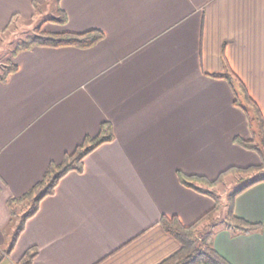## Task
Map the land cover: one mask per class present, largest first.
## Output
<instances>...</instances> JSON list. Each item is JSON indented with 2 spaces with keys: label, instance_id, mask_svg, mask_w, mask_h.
Listing matches in <instances>:
<instances>
[{
  "label": "crops",
  "instance_id": "1",
  "mask_svg": "<svg viewBox=\"0 0 264 264\" xmlns=\"http://www.w3.org/2000/svg\"><path fill=\"white\" fill-rule=\"evenodd\" d=\"M64 12L66 22L53 20ZM36 16L46 31L105 37L21 50L0 79V264L31 247L30 264H158L180 248L161 218L188 225L215 204L179 173L214 179L261 163L234 141L252 137L250 123L229 81L213 74L233 73L264 116V0H0V37L11 20ZM104 121L114 137L59 180L9 250V197ZM235 212L259 228L217 223L206 240L233 264H264V182L236 197Z\"/></svg>",
  "mask_w": 264,
  "mask_h": 264
},
{
  "label": "trees",
  "instance_id": "2",
  "mask_svg": "<svg viewBox=\"0 0 264 264\" xmlns=\"http://www.w3.org/2000/svg\"><path fill=\"white\" fill-rule=\"evenodd\" d=\"M53 20L64 23L67 21V15L64 12L62 17H54ZM104 37L105 33L97 28L83 32L65 31L56 33L46 31L42 26H38L34 34L27 35L21 42L16 44L11 57L0 72V79L7 81L17 70L15 57L21 50L30 49L37 45L53 47L72 45L86 48L95 45ZM213 76L225 78L229 81L235 95L234 103L245 111L250 123L252 137L250 139H244L240 136H235L234 141L246 148L257 151L261 156V163L247 167L231 166L223 170L214 179H209L201 175H185L184 173H179V178L184 185L210 196L215 201V204L213 208L206 211L197 220L188 225L183 224L177 216H163L161 218V223L167 231L179 240L180 248L158 264H233L206 240L205 233L207 230L212 229L217 223H222L228 228H236L243 232H251L260 226L258 223L251 222L236 214L235 200L241 192L250 186L264 182V116L258 103L248 93L241 81L238 83L239 86H237L233 73H214ZM113 137L114 133L111 123L104 121L98 135L86 136L84 141L73 151L67 152L61 161H52L42 178L28 191L19 196L9 197L8 206L11 219L20 214L21 207L24 210L21 222L14 232L9 250L14 246L28 218L34 215L39 209L41 200L45 196L54 193L59 180L71 170H83L85 156L98 145ZM236 173L247 174V181L229 194L225 204L221 199L217 186L227 175ZM5 253L0 252V263L4 259ZM36 254L37 248L31 247L19 259L17 264H30Z\"/></svg>",
  "mask_w": 264,
  "mask_h": 264
},
{
  "label": "rangeland",
  "instance_id": "3",
  "mask_svg": "<svg viewBox=\"0 0 264 264\" xmlns=\"http://www.w3.org/2000/svg\"><path fill=\"white\" fill-rule=\"evenodd\" d=\"M54 2H56V0H52V4ZM47 15L52 16L51 13ZM38 26H42L43 28L42 18H39V16H36L35 19H29L27 23L22 26L18 25L16 21L14 22L13 19V21L11 22V26L9 25V27L5 31L6 34L0 37V72L3 70V67L7 64L8 59L11 57L12 51L16 44L21 42L26 37L25 35L34 34L37 31ZM229 175L230 177L233 175L235 176H233L227 181V177ZM229 175H227L223 179V181L220 182L217 186V189L221 195V199L225 204L227 202L229 194L239 186L243 185L247 181L248 177L247 174L244 173H236ZM20 209V214L14 216L13 220L7 226V230L9 232L14 233L21 222L24 210L22 209V207Z\"/></svg>",
  "mask_w": 264,
  "mask_h": 264
}]
</instances>
